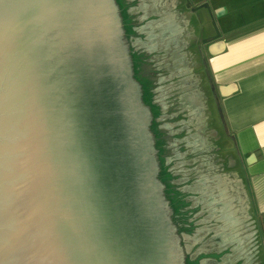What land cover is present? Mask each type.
<instances>
[{
	"label": "water",
	"instance_id": "1",
	"mask_svg": "<svg viewBox=\"0 0 264 264\" xmlns=\"http://www.w3.org/2000/svg\"><path fill=\"white\" fill-rule=\"evenodd\" d=\"M127 8L0 0V264L182 258Z\"/></svg>",
	"mask_w": 264,
	"mask_h": 264
},
{
	"label": "crops",
	"instance_id": "2",
	"mask_svg": "<svg viewBox=\"0 0 264 264\" xmlns=\"http://www.w3.org/2000/svg\"><path fill=\"white\" fill-rule=\"evenodd\" d=\"M167 1L126 0L135 24L160 19ZM170 1L185 26L174 30L170 15L163 34L192 37L197 61L191 67L204 73L212 135L229 158V191L206 199L197 216L207 218L184 234L187 263L264 264V0ZM193 97L182 96L185 103Z\"/></svg>",
	"mask_w": 264,
	"mask_h": 264
},
{
	"label": "rangeland",
	"instance_id": "3",
	"mask_svg": "<svg viewBox=\"0 0 264 264\" xmlns=\"http://www.w3.org/2000/svg\"><path fill=\"white\" fill-rule=\"evenodd\" d=\"M167 5L160 19L147 18L150 23H138L136 50L140 58H150L151 76L157 77L154 82L146 81L147 89L150 88L149 104H154L156 123L162 122L159 129L173 136L170 141H163L160 137L165 131H156L162 166L165 165L172 174L170 179H173L175 187L171 189L173 201L183 203L179 208V227L184 247L188 240L184 234H189L191 224L203 216H197V211L206 208V199L212 194L219 196L222 191H229V170L226 168L229 158L219 151L217 134L212 135L213 121L204 73L201 67H191L197 61L194 41L177 34L171 37L163 34V29L167 27L166 19L178 12L172 1L168 0ZM174 16V30L184 27L181 20ZM184 95L194 96L197 103H185ZM205 218L207 216H203L204 221Z\"/></svg>",
	"mask_w": 264,
	"mask_h": 264
},
{
	"label": "flooded vegetation",
	"instance_id": "4",
	"mask_svg": "<svg viewBox=\"0 0 264 264\" xmlns=\"http://www.w3.org/2000/svg\"><path fill=\"white\" fill-rule=\"evenodd\" d=\"M119 10H120V8H119ZM130 12H131V10H130V8H127V10H126V14L127 15H129L130 14ZM141 14V13H140ZM131 18V20L133 21V18H132V16L130 17ZM135 19V18H134ZM147 20V19H146ZM129 22H130V20H129ZM131 27L132 28H134L135 27V25H131ZM125 35H127L126 37H128V34L126 33V31H124V33L122 34V36H124L125 37ZM125 37V38H126ZM187 39L188 40H192V37H190L189 35L187 36ZM169 49V48H168ZM165 51L167 50V48H165L164 49ZM130 61H129V65H130V67H132V68H134L132 71L133 72H135V73H138L137 74V76L136 75H134L135 76V78L136 77H139V79H141L142 80V83L143 84H146V81H152V79H151V74H142L141 72V70H143V68H145V67H147V64H149V65H151V63L149 62V59L150 58H139L138 60H137V63L135 64V66H134V63L132 62V55L130 54ZM135 68H136V70H135ZM135 70V71H134ZM142 75V76H141ZM157 77L155 76V79H156ZM137 79V78H136ZM143 92H141V98L143 97L142 94ZM149 108H151L150 107V105H149ZM155 118V120L157 119V117H154ZM159 118V117H158ZM160 121V120H159ZM162 122H160V123H158L157 124V126L159 127V124H161ZM163 130V129H162ZM165 130H163V132H164ZM163 134H165V135H168V136H170V138L167 140V141H170L172 138H173V136L171 135V134H169L167 131H165ZM165 141V140H164ZM155 143H156V141H155ZM164 206V205H163ZM162 206V207H163ZM162 210L164 211V208H162ZM165 213V212H164ZM169 226H171V225H169ZM176 244H178L177 243V241H176ZM182 250V258L180 259V261H179V259L177 258V255H175V257H173V260L175 259V263L174 264H178V262L176 263V261H179L180 262V264H185V260H186V257H185V251L183 250V249H181ZM171 264V263H170Z\"/></svg>",
	"mask_w": 264,
	"mask_h": 264
},
{
	"label": "trees",
	"instance_id": "5",
	"mask_svg": "<svg viewBox=\"0 0 264 264\" xmlns=\"http://www.w3.org/2000/svg\"><path fill=\"white\" fill-rule=\"evenodd\" d=\"M142 72V74H152V72H151V70L150 69H147V67H145V68H143V70H141ZM151 76V75H150ZM152 77V76H151ZM154 79H155V77L153 76L152 77V81L154 82ZM148 89H150V88H148ZM157 124L158 123H156V125H155V127L153 128L152 127V131L153 132H158V131H163V130H160L159 129V127L157 126ZM161 139L160 140H168L169 138H170V136H168V135H165V134H163V135H161V137H160ZM162 170V171H161ZM160 173H161V176L160 175H158V177H159V179L163 182V183H165L166 185H167V187L169 186V188H175L174 186H173V179L171 178V179H169V178H167V179H165V177H164V174L166 173H169V175L171 176L172 174H171V172L170 171H168L167 170V168L165 167V165L164 166H162V168H160ZM173 191V190H172ZM173 195H174V193H173Z\"/></svg>",
	"mask_w": 264,
	"mask_h": 264
}]
</instances>
